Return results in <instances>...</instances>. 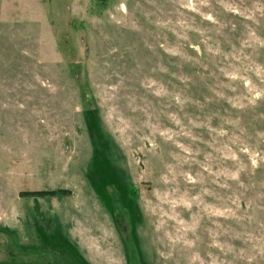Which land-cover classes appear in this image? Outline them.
I'll return each instance as SVG.
<instances>
[{
	"label": "rangeland",
	"instance_id": "1",
	"mask_svg": "<svg viewBox=\"0 0 264 264\" xmlns=\"http://www.w3.org/2000/svg\"><path fill=\"white\" fill-rule=\"evenodd\" d=\"M0 264H264V0H0Z\"/></svg>",
	"mask_w": 264,
	"mask_h": 264
},
{
	"label": "trees",
	"instance_id": "2",
	"mask_svg": "<svg viewBox=\"0 0 264 264\" xmlns=\"http://www.w3.org/2000/svg\"><path fill=\"white\" fill-rule=\"evenodd\" d=\"M33 192H36V193H39V194H45V193H50L51 194V191L49 190H45V189H36V191H33Z\"/></svg>",
	"mask_w": 264,
	"mask_h": 264
}]
</instances>
